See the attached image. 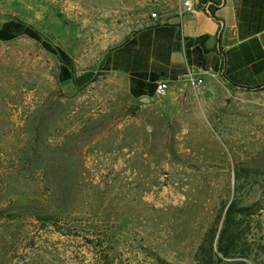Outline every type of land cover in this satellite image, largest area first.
<instances>
[{"label":"rangeland","instance_id":"374dc122","mask_svg":"<svg viewBox=\"0 0 264 264\" xmlns=\"http://www.w3.org/2000/svg\"><path fill=\"white\" fill-rule=\"evenodd\" d=\"M150 11L144 0H0V28L31 25L81 75L101 72ZM61 65L26 36L0 40V264H199L234 199L260 210L238 253L215 264L264 263V90H219L237 98L202 132L152 130L118 75L78 87L60 81Z\"/></svg>","mask_w":264,"mask_h":264},{"label":"crops","instance_id":"0c3cea01","mask_svg":"<svg viewBox=\"0 0 264 264\" xmlns=\"http://www.w3.org/2000/svg\"><path fill=\"white\" fill-rule=\"evenodd\" d=\"M144 1L146 25L112 49L103 73L118 75L127 97L152 112V130L165 121L177 133L202 132L215 105L237 98L219 90L264 85V0H195L196 12L183 16V0ZM162 81L169 88L158 97Z\"/></svg>","mask_w":264,"mask_h":264},{"label":"trees","instance_id":"16d2710c","mask_svg":"<svg viewBox=\"0 0 264 264\" xmlns=\"http://www.w3.org/2000/svg\"><path fill=\"white\" fill-rule=\"evenodd\" d=\"M212 16H215L213 10ZM24 36L37 41L46 51L60 59L62 65L60 67L59 79L62 82L73 81L76 86L84 87L96 81L103 72L110 69V52L112 50L106 54L101 72H87L76 75L73 58L61 47L54 46L51 42L44 39L42 34L31 25L18 19H9L5 21L0 28V40L3 42H10ZM206 39L207 36H203L197 39L196 42L204 45ZM230 86L233 87L236 85L230 84ZM241 88L245 90L261 91L264 90V85L254 88ZM258 210L260 209L256 206L240 208L235 199L230 204L228 202L224 205L221 213L218 215L217 222L210 227L205 235L204 241L198 249L197 256L200 259L199 264L223 263L224 259H229L233 255H236V253H238V246L242 240V235L246 233V227H243L242 223L245 218L257 214ZM237 217L239 218L237 219ZM57 224L58 222H54L55 226H57ZM100 247L102 249H107L109 244L101 241ZM108 254L109 253L106 255L109 256ZM104 262L106 264H112L107 260H104Z\"/></svg>","mask_w":264,"mask_h":264},{"label":"built area","instance_id":"2783aa9c","mask_svg":"<svg viewBox=\"0 0 264 264\" xmlns=\"http://www.w3.org/2000/svg\"><path fill=\"white\" fill-rule=\"evenodd\" d=\"M196 12V5H195V0H183V11L181 12V15L183 16L184 14H194ZM152 18L157 17V13H152L151 14ZM194 72H188V79L190 81H197L198 83H201L202 80H197L195 77ZM168 83L165 81H162L158 83L157 88H156V95L158 97H163L167 94L168 91Z\"/></svg>","mask_w":264,"mask_h":264}]
</instances>
